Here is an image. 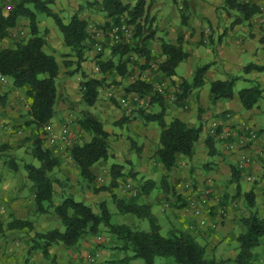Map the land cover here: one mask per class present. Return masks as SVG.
Returning a JSON list of instances; mask_svg holds the SVG:
<instances>
[{
  "label": "trees",
  "instance_id": "16d2710c",
  "mask_svg": "<svg viewBox=\"0 0 264 264\" xmlns=\"http://www.w3.org/2000/svg\"><path fill=\"white\" fill-rule=\"evenodd\" d=\"M5 2L6 0H0V39L8 36L9 29L17 24L20 17L27 20L28 35L14 41L13 47H0V75L9 78L12 86L23 89L27 101L24 127L31 133L25 137V140L30 139V154L38 160V164L25 163L23 169L30 181L34 211H51L63 225L62 230L52 227L45 231H33L29 238L30 249H39L43 257L49 259L52 264H56L53 254L49 252L50 245L59 243L68 246L77 245L82 236L97 235L105 230L120 242L117 248L125 252V255L118 260L120 264H129L130 260L136 257L142 258L143 264H154V259L157 256H171L179 264H225L227 261H234V264H250L252 250L256 246L264 244V215L260 214L255 207L252 190L243 193L244 206L248 209V213L239 218L243 230L236 234L237 251L232 258L226 259L207 257L206 247L200 244L189 230L174 228L168 230L166 235L160 234L159 225L150 210V204L140 201L141 196L145 197V194L155 188L157 183L150 179L143 180V177L137 178V173L129 168L124 172L122 163L113 162L109 165L111 179L108 185H92L91 189L93 192L107 188L112 189L119 184V178L123 180L126 176L136 179V184L129 183L135 188L134 194L130 192V196L125 198L118 197L112 192L111 198L120 213H132L137 218L146 219L149 225L148 229H138L124 222L111 221L112 213L104 199L98 202V211H95L90 205L74 199L71 195L63 196L59 202L54 201L55 176H52L51 171L59 164V160L53 148L68 149V155L78 175L87 182L93 183L95 176L90 170L91 165L99 159H106L110 156L109 132L98 116L85 109L76 121L79 128L88 135L87 139L81 142H73L71 139L68 145L56 142L51 146L53 148L43 146L44 138L38 132V128L40 130L41 125L51 123L55 115V79L58 73V63L53 54L44 50L46 28L42 30L38 28V14L42 13L52 17L63 43L71 48L76 57L75 67L67 69L66 73L71 75L80 72L79 93L82 102L91 106L96 101L98 89L103 85L104 78L89 77L81 69L85 53L91 49L88 44L89 24L87 18L74 12L67 21H63L61 16L49 6L51 0H10V8L6 12L4 11ZM145 2V0H136L133 4L122 0L88 2L90 5L97 6L96 10L103 13V17L107 18L106 24L124 17V20L132 26L131 37L113 45L110 58L98 59L97 64L103 72L114 70L124 76L126 63L130 61L128 55L130 52L145 55L147 63L152 61L153 55L149 48V39L153 33V30H149L152 18L148 16L149 5ZM93 6L90 8L93 9ZM223 7L236 10L238 15L233 18L232 22L243 21L258 12V7L255 4L242 0H223ZM107 30H109V25ZM92 35L91 33L90 37H93ZM180 37L179 34L176 42L162 41L160 43L159 51L164 55V58L157 62L159 73L162 72L167 76L172 75L175 73L176 65L186 57V52L180 44ZM102 50L96 52L101 53ZM113 56H117L116 61ZM64 63L66 67L69 65L67 60H64ZM208 66L209 63L197 66L191 82L186 80L181 82L180 92L175 94V101L183 103V94L187 88L202 85L203 75ZM251 69L264 71V65L250 62L242 67L243 71ZM237 78L238 75H230L225 79L211 81L208 88L209 102L214 103L220 98L231 97ZM125 90L140 98L147 96L148 100L155 99L160 95L153 90V81H146L138 75L126 84ZM260 92L261 88L258 83L251 81V85L240 88L237 94L240 102L248 109L255 105L260 97ZM0 102H2V96H0ZM116 102L118 103L117 100ZM118 105L120 106L119 103ZM145 108L138 109V114L148 121H156L159 126L158 147L154 151V156H157V161L164 171L160 185L162 184L165 188L166 177L176 163V154L179 153L185 157L192 156L194 142L198 139L202 126L201 123L196 126L188 125L179 117H173L166 122L163 118V111L148 113ZM127 118L122 116L114 123H121ZM205 141L211 148V138L207 137ZM4 148L5 145L0 143V150ZM138 149L139 147L136 151ZM209 153L212 152L209 151ZM231 169L235 177L242 170L235 164L231 166ZM6 225L8 228L33 230L31 220L15 216H12Z\"/></svg>",
  "mask_w": 264,
  "mask_h": 264
},
{
  "label": "crops",
  "instance_id": "0c3cea01",
  "mask_svg": "<svg viewBox=\"0 0 264 264\" xmlns=\"http://www.w3.org/2000/svg\"><path fill=\"white\" fill-rule=\"evenodd\" d=\"M122 1L126 2L127 0ZM135 1L133 0V3ZM148 1L150 2L148 16L152 18L149 30H153L149 39V46L153 45L156 48L158 54L156 60L161 61L164 58V55L159 51L160 43L162 41L176 42L179 34L181 36L179 38L180 44L186 52V57L176 65L175 73L172 75L167 76L163 75L162 72L157 73L155 79L159 78L158 80L164 79L166 81V88L162 94L152 100H148L147 96H143L138 100L143 102L148 113L163 111V118L166 122L173 117H179L191 126H196L197 122L201 123L202 130L198 139L194 142V152L191 157L176 154V163L166 177L165 185H167L164 188L162 184L160 185L161 176L164 173L161 164L157 161L156 155L155 158L150 157L158 147L159 126L156 121H148L141 117L140 124L137 123V126L139 136L142 139L138 136L136 145L134 142L128 144L125 151L128 160L127 168L137 173V178L143 177V180L150 179L157 183V195L153 198L150 196L151 192L154 189L156 190L155 187L145 194L144 202L150 204L151 212L153 204L157 203L156 201L162 200L164 202L158 203L163 207L162 211H165V217L169 221V230L176 228L191 231L200 244L211 247L216 253L218 250L222 257L220 258V255L217 254L218 257L215 256L217 259L233 257L237 249L231 250V253L226 255L223 246L226 240L236 238V234L243 230L236 231L234 227L240 223V216L247 214L248 209L238 201V206H240L238 211L233 207L237 204L232 206L235 201L232 203L230 201L236 196L243 198L244 192L252 190L256 208L264 209V71L256 69L242 70V67L250 62L264 65V13L258 11L243 21L232 22L238 14L236 12L232 13L228 9H226V13L223 12L225 9L223 0H172L175 7L170 10L165 9L159 3V0ZM83 2L87 4L85 0H51L49 4L54 5V11L57 8L60 12L62 10L61 13L63 14V11L71 9V14L78 12L82 17L88 19L93 9L87 7L89 3L85 6ZM153 5H155L154 11ZM218 9H220L221 14L218 13ZM155 14H160L161 17L156 19ZM20 23L26 24L27 20L24 17L18 19L17 24L9 29L8 36L0 39L2 47L14 46L10 44L9 35L12 30L19 28ZM37 25L40 30L46 28L44 50L53 54L57 60V78L60 76L59 53L68 54L63 59H67L69 64L68 59L75 60L76 57L71 48L63 43L61 34H58L54 25L47 24L42 18H37ZM101 38H104L103 33ZM89 52L90 50H87L85 55ZM133 56L134 59L131 56V65L129 62L126 63V69L135 72L136 76L140 73V70H142V73L148 71L145 55L133 52ZM199 62L209 63L203 75V83L200 86H190L184 91L182 99L184 105H182L175 101V94L180 92L179 86L183 80L191 82L194 70ZM74 67L70 64L67 65L66 69H73ZM144 68L146 69L143 70ZM150 71L147 73L146 79L151 81ZM227 75H238L236 79L238 82L243 81L249 84L251 81H255L258 83L261 88L260 97L253 107L245 108L235 91L228 99L220 98L214 103L209 102V83L216 79H225ZM69 76L71 75L68 74L64 78L65 99L67 95L71 94L75 83L68 79ZM119 76L122 77L121 74ZM132 80V76H130L129 81ZM19 90L21 88L14 87L11 84L10 91L0 92V96H2L0 116L4 114V111L9 112L8 118L16 116L17 106L21 108L27 102L23 99L19 101L21 102L20 106H16L18 103L14 97L20 92ZM99 100L100 95L97 94L96 101L88 107L92 108L94 114L105 125L107 117L104 112L108 108L105 104L102 105ZM98 104H101V106H98ZM227 113H230L229 120L236 126V129H239L237 126L241 123H247L257 129L255 141L246 148L250 156V163L247 169L241 170L237 177L234 176L231 169V166L234 165L235 154L225 150L224 140L219 136L222 126L228 123L225 119ZM115 119L113 117V120ZM4 121L7 122L3 119L1 121L0 118V126ZM1 129L5 131L0 130V138H6L5 136L8 135L7 130L5 128ZM213 129L215 133H211ZM134 130L136 131V128ZM108 132L110 137V131L108 130ZM207 137L211 138V148L206 144ZM11 138L10 136L9 139L11 140ZM110 138L109 143L112 146L114 141ZM151 145H154L153 148L155 147L152 152ZM137 147H139L138 151H136ZM113 151L112 148H109L111 156H113ZM209 151L212 153H209ZM103 167L108 168L106 163L104 164L99 159L91 165L90 170L95 174L99 171V168ZM74 181H76L74 184L77 186L79 180L75 178ZM188 184H190L189 189L186 188ZM22 186V183L14 177L7 179L4 174H0V230L5 228V232H0V236H2L0 238V264H24V259L28 260L27 264H30V262H33V264H47V260L39 249H30L29 233L24 235V230L8 228L6 225L12 216L29 220L31 215L35 218L40 214H49V211H34L33 194L31 193L30 198L27 199L24 193L21 192ZM62 194L63 192L59 193V195ZM85 196L92 197L89 192ZM168 197H171L172 200H168ZM191 206L202 208L207 221L205 226L200 227L197 225L196 218L191 216L188 210ZM221 207L225 210V216L215 228H211L209 224L212 220H215L217 210ZM260 214L264 215V211ZM53 215H44L40 218L39 228L48 226L49 218L56 221L57 218L55 219ZM36 223L37 221H32L33 227L36 226ZM55 225L58 227V222ZM86 239L87 236H82L76 246H68L63 243L50 245L49 252L53 254L57 264H78L80 262L79 250L84 254L85 249L90 244ZM119 244V241H115L114 244L108 246L103 243L101 251L98 252L102 258L100 257V260H98H109L113 248H117ZM260 261V253L252 250L250 264H260Z\"/></svg>",
  "mask_w": 264,
  "mask_h": 264
},
{
  "label": "rangeland",
  "instance_id": "374dc122",
  "mask_svg": "<svg viewBox=\"0 0 264 264\" xmlns=\"http://www.w3.org/2000/svg\"><path fill=\"white\" fill-rule=\"evenodd\" d=\"M92 1H99V0H85V2H92ZM145 4L149 5L150 2L145 0ZM126 2H129L130 4H133V0H127ZM84 3V2H83ZM82 3V5H84ZM159 3L165 7V9L170 10L172 7H175L174 3L172 0H159ZM85 4V6L87 5ZM89 5V4H88ZM87 7H92L93 5H90ZM49 6L53 9L54 5L49 4ZM97 6H93V10L88 17V24L91 25L90 28L94 27L96 31H98V35H96V38L90 37V34L92 33L91 30H87L89 33V39H88V44L91 47L90 52L85 55L84 60L81 62V69L84 71V73L89 76V77H95V76H102L104 79H106L101 87H99L98 94L100 95V100L101 104H105L108 108V110H105L106 114V120L104 127L110 131V138L114 142L112 143V146L109 143V148L113 149L114 151L112 152L113 156H109L106 159H101V161L108 166V168L103 167L99 168V171L94 174L95 179L93 183H89L86 180H84L80 175H78V172L76 168L74 167L69 155H68V149H54L53 145H47L46 141L43 140V146L45 147H51L53 148L56 156L58 157L59 164L55 166L51 174L52 176H55V182H54V188L56 190L55 195H54V201L59 202L63 196L65 195H71L74 199L80 200L88 205H90L95 211L97 210V204L100 202L102 199H104L107 202V205L112 213L111 215V221L113 222H124L130 225L131 227L138 228V229H148V221L146 219H140L137 218L134 214L132 213H120L113 202V199L111 198L112 192L115 193L118 197H125L128 198L130 196V190L127 188V183H131L132 185L136 184V179H133L130 176H126L123 180L118 179L119 184L117 186H114L112 189H102L99 192H93L91 189L92 185L95 186H100L101 184L103 185H108L109 181L111 179L110 174H109V165L113 162L116 163H122L123 164V171L125 172L128 166L127 163V154H126V148L128 144L131 143H137L139 136V129H138V124H140V119L141 115L138 114V109L145 108L143 102H140L138 99L140 97H137L136 99L133 98L134 93L126 92L125 86L128 82H130V76H132V79L136 78L135 72H130V70L125 69L126 74L124 76H119L117 72L113 71H108V72H103L100 69V66L98 69L95 68V65L97 64L98 59H108L111 57V48L113 45H116L117 43H114L110 40L109 34H108V25L111 24V21L109 24H106L107 18L103 17V13L99 12L96 10ZM4 10L7 11L10 8V0H6L5 5H4ZM182 8V7H181ZM155 9V5H153V11ZM229 11L232 13H235L236 10L234 8H227ZM54 10V9H53ZM222 10V9H221ZM55 11L61 16L63 21H67L69 16L71 15L72 10H66L63 11V14L58 10L57 8ZM219 14H221L220 9L217 10ZM226 11V7L223 10V12ZM155 13V12H154ZM237 13V12H236ZM156 19H159L161 15L155 14ZM177 17V16H176ZM232 17V15H231ZM38 19H43L47 24L54 25L55 30H57L58 34L60 32L58 31L54 20L52 19L51 16L45 15V14H38L37 16ZM131 25V24H130ZM89 28V29H90ZM42 30V28H41ZM24 31V32H21ZM28 30L26 27L25 23H20L19 28H16L10 32V44L14 45V41L18 39L25 38L28 35ZM103 33V37L106 38L104 41L101 38V35ZM93 34V33H92ZM101 34V35H100ZM94 40L101 41L103 44V50L101 53H97L94 50ZM0 47H2L0 45ZM150 49H154V52L151 51V54L153 55L152 61L158 62L156 60L158 58V54L156 52V48L151 45L149 46ZM68 54L65 53H59L58 55V61H59V66H60V76L55 79V85H56V98L54 102V109L55 115L49 123L50 127L54 132H57L61 125L65 123L68 120L69 123V134L73 142H81L84 139L88 138V135L81 129L79 128L77 124V119L81 116V113L83 110L88 109L91 110V107H88L82 100L80 99V93H79V82L81 79V74L80 72H76L75 74H71V76L68 77V79L71 82L74 83V88L71 90V94L67 95V98H64V92H65V87H64V78L66 75V64L64 63L63 57H66ZM129 63L131 65L133 52H130L129 54ZM132 56V57H131ZM113 59L115 61L117 60V56H113ZM71 61L72 67L75 66V64H72L75 60L74 59H68ZM208 62H199L197 65H202ZM69 64V65H70ZM133 69V68H131ZM144 68L143 70H145ZM131 74H130V73ZM142 72V70H140ZM155 71L151 70L150 74L153 78L151 81H155L158 79H155L157 77V74L155 75ZM139 76V74H137ZM230 76L227 75L226 78ZM6 82H2L0 80V92L3 91H10L11 89V82L9 78H6ZM146 80L145 78H143ZM9 80V81H8ZM251 83H245L243 81H236L235 85L233 86V91L237 93V90L241 87L249 86ZM8 89V90H7ZM20 92L15 95L14 98L15 101H17L20 106L19 101H22L23 99L26 100V97L24 95L23 89L19 90ZM165 91V90H164ZM136 95V94H135ZM125 97L126 100H128L127 106L122 107L121 105L119 106L116 100L118 101L119 97ZM19 98V99H18ZM101 104H98V106H101ZM184 105V102L181 103ZM128 107V108H127ZM17 114L16 116H12V118H8L9 112L4 111V114H1L0 118L1 121L6 120L7 122H2L0 126L1 128H5L8 133L6 135V138H0V143L5 145V148L0 150V174L3 175L7 179H12L13 177L20 183H22V189L21 192L24 193V195L27 197V199L30 198L31 196V191H30V181L26 177L25 170L23 169V165L25 163H34L38 164V160L34 157L31 156L30 150H31V141L30 139L25 140V137L31 133L30 130L26 129L24 127V121L26 119V107L23 105L21 108L17 106L16 110ZM97 112V109L95 110ZM115 111V112H113ZM91 112L94 114V112L91 110ZM109 112V113H108ZM119 114V115H118ZM22 115V117H20ZM122 116L128 117L121 123H114V121L120 119ZM113 117L116 118L113 120ZM139 121V122H138ZM138 123V124H137ZM199 123L197 122L196 125ZM11 125L12 127L10 129H7L5 126ZM16 128H21L22 129V134L19 135L16 132ZM136 128V131L134 130ZM38 132H40L38 128ZM203 135V133H201ZM12 137L11 140L9 137ZM139 136V137H138ZM108 138V140H109ZM128 139V141H126ZM197 144V143H196ZM154 145H151V152L153 151ZM155 158L154 152L150 156ZM16 167V169H15ZM12 176V177H10ZM75 178L79 180V184L76 186L74 182L76 183ZM159 180V179H158ZM188 184L186 188H190ZM185 187V186H184ZM70 191V192H69ZM73 191V192H72ZM75 191V192H74ZM63 192L62 195H59V193ZM89 192L92 197H86L85 195ZM98 193V194H97ZM157 186L156 190L154 189L151 192V197H155L157 195ZM77 194V195H76ZM171 197H168V200ZM145 197L141 196L140 201L144 202ZM235 201L236 203L239 201L241 202V205H244V199L240 198L238 196L234 197L231 203ZM157 203H154L152 206V214L156 216L157 223L159 225V232L162 235H166L168 233V228H169V221L166 219L164 212L162 211L163 207L160 205L161 203H164L162 200L161 201H156ZM160 202V204L158 203ZM234 209L238 210L240 206H233ZM256 207V206H255ZM165 208V207H164ZM259 213H262L264 211L263 208H258ZM239 211V210H238ZM248 213V212H247ZM53 214L51 211L49 214H40L38 217H33L32 215L29 217L31 221H37L36 226L33 227V230L31 231H26L24 230V235L29 233V236L32 234L33 231H45L47 229H50L52 227H56L55 223L58 222L59 226L58 228L60 230L63 229V225L59 221V219L55 216L56 221L53 218L48 219V226L45 228H39L40 224L38 223L40 221V218H42L44 215L50 216ZM3 230H0V232H5V228H2ZM243 226L238 223L234 227V230H242ZM87 236V241H89V246L87 249H85V253L82 254L79 250V256H80V264H120L119 259L122 258L125 255V252L121 250L120 248H113L112 255L110 256L109 260H103L99 261L100 255L98 254L99 251H101V248L104 245L108 246L110 244H114L115 241H118L115 239L113 236H111L107 231L102 230L99 232L97 235H89L86 234ZM2 236H0L1 238ZM76 246V245H75ZM104 246V247H106ZM237 246V240L236 238H229L226 240L224 243L223 249H225L226 255L231 253V250H235ZM264 245H258L256 246L253 250L257 251L260 253L261 261L260 264H264ZM98 248V249H97ZM108 250V249H107ZM205 254L207 257H218L217 254H219L218 250L217 253L212 250L211 247H206L205 249ZM130 253V252H127ZM220 255V254H219ZM88 256L94 257V261H89ZM222 256L220 255V258ZM45 258V257H44ZM102 258V257H101ZM232 258V257H229ZM46 259V258H45ZM99 259V260H98ZM217 259V258H216ZM226 259V258H225ZM47 260V259H46ZM113 260V261H112ZM116 260V261H115ZM28 260L23 261L24 264H27ZM57 261L55 260V263ZM83 262V263H82ZM78 263V262H77ZM78 263V264H79ZM30 264H33V262H30ZM47 264H52L50 260H47ZM57 264V263H56ZM129 264H143V259L140 257L133 258L130 260ZM154 264H179L173 260L171 256L165 257V256H157L154 259ZM225 264H234V261H227ZM255 264V263H254Z\"/></svg>",
  "mask_w": 264,
  "mask_h": 264
},
{
  "label": "built area",
  "instance_id": "2783aa9c",
  "mask_svg": "<svg viewBox=\"0 0 264 264\" xmlns=\"http://www.w3.org/2000/svg\"><path fill=\"white\" fill-rule=\"evenodd\" d=\"M244 2H250L255 4L258 7V11L261 13H264V2L263 0H242ZM88 27L90 28L91 25L89 24ZM91 32L93 33V37L96 38V35H98V31L95 30L94 27L90 28ZM22 32V31H21ZM108 34L110 37V40L114 43L121 42L122 40H128L132 35V26L128 24L124 17L119 18L118 21L112 22L109 25ZM94 49L95 51H101L103 49V46L101 42L98 40L94 41ZM152 52H154V49H151ZM95 68L98 69V64L95 65ZM150 70L155 71V75L159 73L157 62L150 61L148 63V71H145L144 73L140 72L139 77L141 79L148 76V72ZM146 73V74H145ZM150 74V73H149ZM152 77V76H151ZM153 78V77H152ZM0 80L2 82H6L7 79L5 76L0 75ZM146 81H150L146 79ZM166 88V81L164 79L157 80L153 82V90L158 93L162 94V92ZM133 98L136 99L137 96L133 94ZM118 103L125 107L127 106L128 100H126L125 97H119ZM24 107L27 108V103L24 104ZM128 108V107H127ZM227 124L222 126L221 132L219 133V136L224 140V148L226 151H229L231 153L235 154V160L234 164L237 168H240L242 170H246L249 163H250V156L248 152L246 151V148L249 147L256 139L257 137V129L249 125L247 123H241L237 127L239 129H236V126L230 122L229 117L230 113L226 114ZM7 129H10L12 126L7 125L5 126ZM17 134H22L21 128H16ZM211 133H215L214 129L211 130ZM40 134L46 141L47 145H53L56 142H61L62 144L68 145L70 144V134H69V123L68 120L63 123L60 127V129L57 132H54L49 124H43L40 127ZM128 190H130L131 193H135V188L132 187L131 184H127ZM237 203L233 202V205H236ZM190 215L195 217V221L198 226H205L207 224L206 217L203 214L202 208L199 206H191L188 208ZM225 216V210L223 207L219 208L217 210V217L215 220L210 222V227L215 228L221 219ZM89 261H94V257L88 256Z\"/></svg>",
  "mask_w": 264,
  "mask_h": 264
}]
</instances>
